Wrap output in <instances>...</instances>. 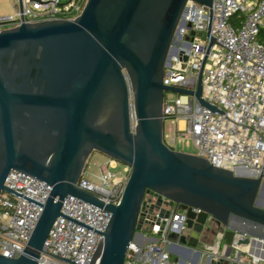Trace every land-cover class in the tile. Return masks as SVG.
Returning <instances> with one entry per match:
<instances>
[{
    "label": "water",
    "instance_id": "obj_1",
    "mask_svg": "<svg viewBox=\"0 0 264 264\" xmlns=\"http://www.w3.org/2000/svg\"><path fill=\"white\" fill-rule=\"evenodd\" d=\"M188 1L88 0L75 20L0 31V197L19 196L5 184L13 170L52 187L24 253L0 254V264H38L69 196L111 214L90 264H125L147 195L167 215L162 197L203 211L195 227L189 214L194 247L209 217L224 232L229 254L235 240L264 247V233L252 237L264 227L263 177L218 168L165 142L166 93L195 96L216 111L202 97L206 58L197 91L164 84ZM191 1L212 7L214 0ZM210 38L207 54L216 42ZM94 152L132 169L118 204L78 187Z\"/></svg>",
    "mask_w": 264,
    "mask_h": 264
},
{
    "label": "built area",
    "instance_id": "obj_2",
    "mask_svg": "<svg viewBox=\"0 0 264 264\" xmlns=\"http://www.w3.org/2000/svg\"><path fill=\"white\" fill-rule=\"evenodd\" d=\"M87 2L15 0L14 13L0 15V31L22 23L75 20ZM180 22L165 66L164 84L197 91L206 58L202 97L216 111L202 105L195 96L174 93L176 97L168 98L166 93L164 126L169 121L176 128L174 137L165 133V142L174 145L178 139H188L195 155L212 165L255 178L262 176L264 181V0H214L212 7L190 0ZM209 31L216 42L207 54ZM117 166L118 162L109 158L102 166L101 183L87 178L85 172L78 187L106 204H118L132 169L126 166L123 174L116 175L111 169ZM5 184L19 196L2 193L0 197V254L18 258L28 246L52 187L15 170ZM162 198L161 209L169 211L168 215L154 209L157 197H145L142 230L137 242L130 245L125 264H264V247L250 252L237 240L230 254L227 244L224 250H196L191 245L195 228L188 226L189 214L196 216L195 227L203 211L176 203L170 206V200ZM62 213L65 217L55 222L38 264H90L102 241L99 233L108 228L111 214L74 196L63 201ZM217 235L224 240V233ZM172 254L178 258L173 259Z\"/></svg>",
    "mask_w": 264,
    "mask_h": 264
},
{
    "label": "rangeland",
    "instance_id": "obj_3",
    "mask_svg": "<svg viewBox=\"0 0 264 264\" xmlns=\"http://www.w3.org/2000/svg\"><path fill=\"white\" fill-rule=\"evenodd\" d=\"M15 0H0V15H11L14 13V6ZM168 98H174L176 97V94L174 93H167ZM182 122L178 123V128H181ZM176 125H172L169 121L166 122L165 124V133L166 135H170L171 137H174V132H175ZM166 143L173 148L174 150L185 152V153H190V154H196L195 147L192 143V141L188 139H178L177 143L174 145H171L168 140H166ZM109 157L99 153V152H94V154L91 156L90 161L87 165L86 168V173L85 176L97 183H101V170L102 166L108 163ZM127 165L118 162V166L116 169H111V171L116 174V175H121L124 173V169ZM260 204L264 208V190L261 194L260 197ZM172 210H175V207L172 208ZM222 230L217 229L216 225H214L210 220L207 221L205 230L203 234L200 237V240L195 247L196 250L200 252H212L213 250H224L226 242L222 238H220L218 235H215L216 231ZM224 233V232H223ZM261 233H264V227H260L258 232L252 236V237H257L260 238ZM143 234V233H141ZM172 240H177L175 238H172ZM223 240V241H222ZM220 246V247H219ZM232 255H235V252H232ZM245 257L249 258L247 255ZM173 259H177L178 256L175 254H172Z\"/></svg>",
    "mask_w": 264,
    "mask_h": 264
},
{
    "label": "bare ground",
    "instance_id": "obj_4",
    "mask_svg": "<svg viewBox=\"0 0 264 264\" xmlns=\"http://www.w3.org/2000/svg\"><path fill=\"white\" fill-rule=\"evenodd\" d=\"M244 248H246V249H248L250 252L254 249V250H256L257 248H256V246H252V245H245L244 246ZM253 255H254V253H252Z\"/></svg>",
    "mask_w": 264,
    "mask_h": 264
},
{
    "label": "flooded vegetation",
    "instance_id": "obj_5",
    "mask_svg": "<svg viewBox=\"0 0 264 264\" xmlns=\"http://www.w3.org/2000/svg\"><path fill=\"white\" fill-rule=\"evenodd\" d=\"M217 229H220V228H218V227H216ZM214 233H216L215 235H217V234H220V233H223L222 232V230H218V231H216V232H214Z\"/></svg>",
    "mask_w": 264,
    "mask_h": 264
},
{
    "label": "crops",
    "instance_id": "obj_6",
    "mask_svg": "<svg viewBox=\"0 0 264 264\" xmlns=\"http://www.w3.org/2000/svg\"><path fill=\"white\" fill-rule=\"evenodd\" d=\"M258 247H259V245L256 246V248H258Z\"/></svg>",
    "mask_w": 264,
    "mask_h": 264
},
{
    "label": "trees",
    "instance_id": "obj_7",
    "mask_svg": "<svg viewBox=\"0 0 264 264\" xmlns=\"http://www.w3.org/2000/svg\"><path fill=\"white\" fill-rule=\"evenodd\" d=\"M173 149V148H172Z\"/></svg>",
    "mask_w": 264,
    "mask_h": 264
}]
</instances>
